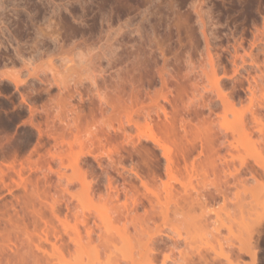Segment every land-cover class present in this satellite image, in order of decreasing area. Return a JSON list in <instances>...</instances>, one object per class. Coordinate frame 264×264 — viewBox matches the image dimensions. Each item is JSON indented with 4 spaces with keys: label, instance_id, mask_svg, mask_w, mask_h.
I'll use <instances>...</instances> for the list:
<instances>
[{
    "label": "rangeland",
    "instance_id": "374dc122",
    "mask_svg": "<svg viewBox=\"0 0 264 264\" xmlns=\"http://www.w3.org/2000/svg\"><path fill=\"white\" fill-rule=\"evenodd\" d=\"M263 71L264 0H0V240L9 234L18 245L24 241L17 251L5 242L0 264L5 258L17 264L16 254L30 256V249L43 256L41 264H109V256H130L133 264L182 258L205 264L199 254L208 264H248L238 248L259 208L253 194L264 184L256 166L264 163V107L250 105L248 89L261 99ZM14 76L22 81L17 87ZM256 108L262 134L249 112ZM152 137L171 146L172 173ZM207 142L214 151L205 146L200 153ZM177 143L190 148L187 154L175 153ZM211 158L217 170L207 167L204 184L199 166ZM191 162L200 174L192 185L207 197L206 206L187 203L196 197L188 186L192 197L182 200L180 182L188 183ZM135 173L156 189L159 204H168V215L149 219L145 232L130 226L123 239L115 227L124 217L107 219L112 206L139 193L135 209L126 200L128 219L150 210ZM110 192L117 197L108 199ZM51 207L70 223L75 210L78 220L85 218L79 229L87 246L75 252L72 232ZM14 224L21 229L12 231ZM46 225L56 229L44 242ZM89 226L91 242L84 234ZM158 229L170 237L155 236L158 251L149 258L143 244ZM29 235L47 252L51 242L66 243L63 256L37 252L26 244ZM108 237L114 244L107 259L101 246ZM257 241L264 264V228ZM223 252L228 259L218 257Z\"/></svg>",
    "mask_w": 264,
    "mask_h": 264
},
{
    "label": "bare ground",
    "instance_id": "6f19581e",
    "mask_svg": "<svg viewBox=\"0 0 264 264\" xmlns=\"http://www.w3.org/2000/svg\"><path fill=\"white\" fill-rule=\"evenodd\" d=\"M48 10V9H47ZM50 24V23H49ZM25 27V26H24ZM39 30V29H38ZM41 30V29H40ZM43 32V31H42ZM41 37V36H40ZM41 44V43H40ZM39 45V44H38ZM45 46V45H44ZM58 48V47H57ZM38 51V50H37ZM20 57V56H19ZM242 61H244V58H243V60ZM251 63H252V61H251ZM253 65H254V63H253ZM255 67V66H254ZM256 69V68H255ZM259 69V68H258ZM264 72V71H263ZM38 77V76H37ZM262 75L260 76V78L262 79ZM10 79V78H9ZM254 80V79H253ZM10 81L15 85V87H17L19 84H20V82H22V81H20L19 79H17L15 76L14 77H11V79H10ZM59 85V84H58ZM248 90H250V96H249V102H250V105H252L253 106V104L257 101V103H255L257 106L256 107H264V91L262 92L263 93V95H262V97H261V99H263V100H261V99H257L256 97H255V92H254V88H252V86L248 89ZM261 96V95H260ZM22 99L23 100H25L24 99V97H23V95H22ZM254 104V105H255ZM249 105V106H250ZM249 110V109H248ZM250 115H251V117H252V120H253V122L255 123V126H256V131L258 132V133H261L262 132V121H261V119H260V117L258 116V112H257V108L256 109H253V110H251L250 109ZM264 116V115H263ZM264 118V117H263ZM130 120V119H129ZM136 124V123H135ZM264 130V129H263ZM250 134V133H249ZM262 134V133H261ZM152 139V141H153V143H155V145L157 146V147H159L160 149H162V151H163V156L165 157V159H166V161H167V172H169V174L170 173H172V171L174 170L173 169V167H171V165L174 163V159L172 160L171 158L172 157H170V150H171V146H169V145H167L166 144V142H164L163 140L161 141L160 140V138L158 139V138H154V137H152L151 138ZM264 138H262V140H263ZM257 142V141H256ZM260 142H261V140H260ZM209 142H207V143H203V144H200V149H201V151H199L200 153H202L203 152V149L205 148V146H206V149H208V150H213L214 151V148H212L213 146V144H210L209 143V148H208V146H207V144H208ZM262 143V142H261ZM175 144V143H174ZM174 144H173V148L175 149V153L177 152L178 153V151L182 154V156H184L185 155V149L186 150H188L187 149V146H184V144L182 145V144H178V145H175L174 146ZM204 150V151H207V150ZM189 150H190V148H189ZM188 150V151H189ZM209 152V154L212 152V151H207V153ZM186 154H187V152H186ZM205 155V154H204ZM176 157H177V155H176ZM205 158H206V155H205ZM207 158H209V155L207 156ZM264 158V157H263ZM183 159H185V158H183ZM211 160V162H209ZM209 161L208 160H206V161H208V163L206 164H203L202 165V163H201V166H199L201 169L199 170L200 171V174H201V176L199 177V179L201 178V181L202 182H204V184H205V180H207L206 178L207 177H209L208 176V169H207V167L210 169V167H211V169H210V172L211 173H214L215 172V169L217 168V166H216V163H215V160L213 161L212 160V158L210 159ZM185 161V160H184ZM261 162V161H260ZM258 163L256 166H258L259 165V168H261V170L262 171H264V163ZM177 162H175L174 163V165L176 164ZM186 163V162H185ZM184 163V164H185ZM192 163V162H191ZM187 164V163H186ZM185 164V165H186ZM74 165V164H73ZM76 165V164H75ZM199 165H200V163H199ZM177 166V165H176ZM187 167H189L188 165H186ZM186 167V168H187ZM199 167L197 166V168L199 169ZM247 167V166H246ZM178 168V167H177ZM249 167H247L246 169H248ZM259 168H258V170H259ZM173 169V170H172ZM179 169V168H178ZM177 169L175 168V171H176ZM186 170V172H187V177H188V183L187 184H185L184 182H180V184H181V186H183V189H184V194L186 195V197H185V195H184V197L182 196V200L185 202L186 200L188 201V198H187V196L189 195V196H191V194H189L188 192H187V190L186 189H188L187 188V186L188 187H190L195 193H196V197H194V198H192L191 199V201H189V202H187L188 204H205V206H206V203H208V201H206V199H207V197L205 198L204 196H203V194H201L202 192H200V190H198L197 188H195V186L194 185H192V179H193V177L194 178H196V177H198L200 174H199V172H198V170L196 169V167L193 165V163L190 165V167H189V170L188 169H185ZM217 170V169H216ZM178 171V170H177ZM247 171V170H246ZM252 171H253V169L252 170H249L248 169V171L247 172H249L250 174H252ZM0 172H2L1 170H0ZM176 173V172H175ZM255 171H254V175H255ZM262 174L264 173V172H261ZM133 174V173H132ZM177 174V173H176ZM261 174V175H262ZM253 174H252V176H254ZM18 176H19V179H20V182H16L17 183V185L20 183L21 184V182H23V187H24V190H25V179L21 176V174L20 173H18ZM134 176H137L139 179H140V182H141V185L144 187V189H145V193L146 194H143L144 195V197L147 199V202H148V204L150 205V210H144V213L145 214H142L143 215V217H135V215H131V217H130V215H129V219H128V213H129V210H131L132 208L128 205V201L130 200V204H132V206H133V208L135 209L136 208V206H137V204H141V202H142V200H141V197H139L140 195H138V194H131L130 195V197L128 196V194H126L127 195V197H126V200H128V201H123V203H121V205H115V206H112L113 208H111V212L109 213V214H107L106 216H107V219H108V221L109 222H120L121 221V217H124V222H122V223H120V225L119 224H117L116 225V230H117V232L119 233V237H121V238H123V239H125V238H130V226H131V228L133 227V232L135 233V234H137L138 232H145V230H146V227H147V221L150 219H153V217L155 216V215H158V216H160L161 217V219L162 220H164L166 217H167V215H168V204H159V197H158V194L156 193V189L154 190L151 186H150V184L148 183V181L147 180H144V178H142L140 175H138L137 173H135V175ZM173 176V175H172ZM255 178V177H254ZM1 179V178H0ZM175 179V178H174ZM197 179V178H196ZM2 180V179H1ZM131 180V179H130ZM179 180V179H178ZM177 181V180H176ZM201 181H199V182H201ZM211 180H209V182H210ZM257 181V180H256ZM263 181V180H262ZM179 182V181H178ZM202 182H201V184H202ZM207 182H208V180H207ZM206 182V183H207ZM258 183H260L261 181H257ZM109 184H108V188H109V190H111L112 189V191L115 189V187H112L111 186V184H110V181L108 182ZM211 183V186H214V187H216L217 188V184L215 183V181H213L212 180V182H210ZM257 183V184H258ZM263 183V182H262ZM209 184V183H208ZM167 185L165 184V187H164V189H163V191L165 192V194H166V197H170V196H173V194H172V190H171V185H169V187L167 188L166 187ZM205 186V185H204ZM207 186V185H206ZM210 186V185H209ZM258 188L256 189V191H255V193L253 194V199L252 200H254L253 201V204L255 203L256 205H257V207H259L258 209L257 208H255L254 210V212H255V216H254V220H253V222L251 223V226H249V227H252V229H251V231H250V229H249V232H248V229H247V233H249V234H246L247 235V237L246 238H244V240H242V243H241V245L239 246V251H241V253H245V254H247V255H249V257H250V261H249V263L248 264H259L258 263V257H257V240L261 237V234H262V232H263V228H264V184H259V186H257ZM186 188V189H185ZM207 188V187H206ZM117 189V188H116ZM197 189V190H196ZM203 190V189H202ZM205 190V189H204ZM216 190H218V189H216ZM115 192V191H114ZM204 192V191H203ZM207 192V191H206ZM218 192H220L219 190H218ZM110 193H112V192H110ZM110 193H108L107 194V197H108V199H110V200H112V199H115L116 197H117V194L115 193V194H113L112 193V195L110 194ZM214 193H216V192H214ZM142 194H141V196H142ZM209 194V193H208ZM219 194H221V193H219ZM125 195V196H126ZM198 195H199V197H198ZM222 195V194H221ZM215 196H216V194H215ZM180 197H181V195H180ZM192 197V196H191ZM128 198V199H127ZM171 198V197H170ZM179 198V197H178ZM174 199V204H179L180 202V198L179 199ZM211 198H214V197H212L211 196ZM144 199V198H143ZM210 199V198H209ZM182 201V202H183ZM23 203H25V200H24V202ZM255 205V206H256ZM146 207V206H145ZM149 207V206H148ZM199 207H201V206H199ZM131 208V209H130ZM202 208H203V206H202ZM201 208V209H202ZM122 209H124V213H123V211H122ZM257 209V210H256ZM132 211V210H131ZM51 212L56 216V218L59 220V222L61 223V226H62V228L64 229V231H70V232H72V235H70L69 233H68V235H70V236H68L69 237V239L68 240H70V242L73 244V246H74V250L76 249V251L75 252H78L77 251V249L80 251L81 250V247H82V249H83V246L82 245H84V244H81L80 243V240H81V238H82V236H81V233H80V229H79V224H85L86 223V221H85V218H81V219H79L78 220V218L76 217L77 216V212H76V210H75V212H74V222L73 223H70V221L67 219V217L66 216H64V218H60L58 215H57V213H56V210H55V208L54 207H51ZM113 214V215H112ZM130 214V213H129ZM202 214H203V212H202ZM99 215H100V217H102L101 216V214L99 213ZM139 215V214H138ZM139 216H141V215H139ZM103 218V217H102ZM145 219H147V220H145ZM118 222V223H119ZM46 227H47V225H46ZM22 228L23 229H26V225H22ZM21 229V226L20 225H17V224H14L13 226H12V231L14 230H16V231H18V230H20ZM49 229H51V230H53V232L55 231V226H53V225H49L47 228H45V231L43 230V238L41 237V236H39V239H43V241L45 242V241H49L50 239L48 238V232H49ZM84 229H86V231H84L85 233V237L87 238V242H88V240L89 239H91V237H92V232H93V230H92V228L89 226V227H84ZM15 231V232H16ZM161 230L160 229H158L153 235H151V234H149L148 235V237L146 238V240H145V242H144V244H143V248H144V253H145V256H147V257H149V258H153L154 256H155V253L158 251V247L156 246V243H157V240L155 239V236H157V235H161ZM162 235H165V237H170L168 234H166V233H162ZM100 236V235H99ZM253 236H254V240L252 239L253 238ZM260 236V237H259ZM101 237V236H100ZM99 239V238H98ZM101 239L103 240L104 238H102L101 237ZM100 239V240H101ZM112 239V238H111ZM111 239H109V237L107 238V239H105L104 241H102V249H103V251H105V252H103V254L105 255L106 253H107V250H109L112 246H113V244H114V242H113V240H111ZM263 239V238H262ZM17 241H19V240H17ZM26 244L27 245H29L30 243H32V245H33V247L37 250V252H38V250H39V253L42 251L44 254H47L46 256H48L49 258H51V257H53V258H55V257H59V256H63V253L64 252H62L63 250H64V247L66 246V243L64 244V242L63 243H61L60 245H59V243H57V244H55V242H51V246H50V248H52L51 250H52V252H47V250H45L44 249V247L43 246H41V243H37V244H34L33 243V240H32V236H26ZM41 241V240H40ZM56 241V240H55ZM61 241V240H60ZM59 241V242H60ZM82 241V240H81ZM10 243L11 242V244L13 245V247L15 248V251H17L18 250V246H20L22 243H24V241H22V243H20L19 245L16 243V241H11V238H10V235L9 234H6V236H5V241H4V239H2V240H0V249H1V247H2V245H4V243ZM58 242V241H57ZM69 242V243H70ZM89 242H91L90 240H89ZM164 242V241H163ZM5 243V244H6ZM83 243V242H82ZM100 243H101V241H100ZM89 244V243H88ZM92 244V243H91ZM260 244V243H259ZM24 245V244H23ZM159 245V244H158ZM22 246V245H21ZM84 246H87V244L86 245H84ZM163 246V245H162ZM260 246V245H259ZM29 248H30V246H29ZM67 248V247H66ZM69 248V247H68ZM86 248V247H85ZM84 248V249H85ZM259 248V247H258ZM263 248V247H262ZM69 250V249H68ZM225 252V251H224ZM220 253V254H218L219 256L218 257H220V255H221V257L223 256L224 257V259L226 260V259H228L229 258V255L227 254V253ZM27 253L28 252H26L25 254H16V257H15V261L17 262V264H41V259H42V257L43 256H41V259H40V257L37 255V254H35L31 249H30V253H31V255L30 256H28L27 255ZM240 253V252H239ZM107 255V254H106ZM106 255H105V257H106ZM199 256V259L200 260H202V262H204L205 264H208V261H207V258H205L204 257V254L203 255H201V254H199L198 255ZM237 256V255H236ZM1 258H3V256L1 257V252H0V262H1ZM164 260H166L167 258H168V256L167 255H165L164 257ZM238 258V257H237ZM107 259H108V255H107ZM106 259V260H107ZM183 260H184V262H186V264H187V258L186 259H184V258H182ZM182 259H181V261H182ZM189 259V258H188ZM199 259H198V261H199ZM191 260H193V259H191ZM108 261H109V264H125V263H127V264H133L134 263V261H133V259H132V257H130V256H124L123 258H121V259H117V258H113V257H111V256H109V259H108ZM107 261V262H108ZM190 261V260H189ZM5 263H10V259H8V258H5V261H4ZM183 262V263H184ZM191 262V261H190ZM195 262V261H194ZM196 262H197V260H196ZM183 263H181L180 262V264H183ZM189 263V262H188ZM199 263H200V261H199ZM47 264H49V262H47ZM190 264H193V262L192 263H190ZM197 264H198V262H197ZM203 264V263H202ZM234 264V263H233Z\"/></svg>",
    "mask_w": 264,
    "mask_h": 264
}]
</instances>
